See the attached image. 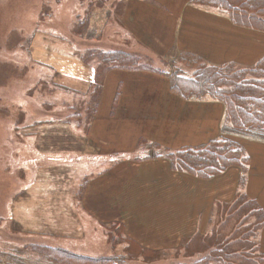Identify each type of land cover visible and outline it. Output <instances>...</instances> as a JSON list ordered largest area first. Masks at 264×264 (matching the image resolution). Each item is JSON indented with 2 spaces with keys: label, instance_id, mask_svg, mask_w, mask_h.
I'll use <instances>...</instances> for the list:
<instances>
[{
  "label": "crops",
  "instance_id": "obj_1",
  "mask_svg": "<svg viewBox=\"0 0 264 264\" xmlns=\"http://www.w3.org/2000/svg\"><path fill=\"white\" fill-rule=\"evenodd\" d=\"M120 13L119 24L123 16L133 42L163 59L190 54L208 65L246 69L264 57V32L192 0H126ZM153 73L112 69L101 78L79 154L82 162H93L79 186L78 204L93 225L83 220L78 237L100 235L94 227L120 228L125 246L132 243L148 254L128 264H263L264 221L247 237L254 226L245 223L246 216L243 224L236 222L238 209H230L243 190L251 198L252 174L245 186L237 167L200 180L172 168L166 157L219 138L224 106L210 97L183 100L170 91L166 75Z\"/></svg>",
  "mask_w": 264,
  "mask_h": 264
},
{
  "label": "rangeland",
  "instance_id": "obj_2",
  "mask_svg": "<svg viewBox=\"0 0 264 264\" xmlns=\"http://www.w3.org/2000/svg\"><path fill=\"white\" fill-rule=\"evenodd\" d=\"M125 1L0 0V264H16L10 254L18 252L25 264H51L32 245L97 258L125 252L115 229L77 235L83 220L93 225L78 209L79 186L93 162L79 154L98 96L92 83L103 66L97 63L104 53L124 51L139 58L144 72L180 67L174 56L157 57L133 42L123 16L119 24ZM244 148L250 168L242 183L251 173V198L243 190L230 209L242 208L235 221L243 224L246 216L254 226L247 237H254L264 221V212L251 211L264 209V149Z\"/></svg>",
  "mask_w": 264,
  "mask_h": 264
},
{
  "label": "trees",
  "instance_id": "obj_3",
  "mask_svg": "<svg viewBox=\"0 0 264 264\" xmlns=\"http://www.w3.org/2000/svg\"><path fill=\"white\" fill-rule=\"evenodd\" d=\"M192 3L200 8L227 12L234 23L264 32V0H192ZM137 59L136 55L124 51L102 54L97 65L103 66V70L99 75L95 74L92 83L97 88V99L102 76L112 69H140ZM176 62L180 66L177 70L154 72L166 75L170 79V91L183 100L210 97L221 103L225 117L219 138L199 147L168 153L166 157L172 168L200 180H211L233 167L240 168L246 174L250 167L245 145L250 142L264 145V57L255 66L246 69L236 68L232 64L208 65L190 54L181 55ZM258 211L262 212L260 209ZM260 217L263 219V215ZM114 229V233L121 237L120 228ZM127 243L129 246H125V252L120 256L98 259L47 246L32 245L34 248L30 250L37 251L51 264H124L133 257L136 260L148 257L140 247ZM18 253H11L10 256L16 264H25L24 257L16 256Z\"/></svg>",
  "mask_w": 264,
  "mask_h": 264
}]
</instances>
